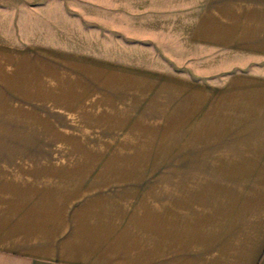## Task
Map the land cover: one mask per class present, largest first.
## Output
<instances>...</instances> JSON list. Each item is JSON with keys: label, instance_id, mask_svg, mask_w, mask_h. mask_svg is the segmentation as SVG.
<instances>
[{"label": "crops", "instance_id": "crops-1", "mask_svg": "<svg viewBox=\"0 0 264 264\" xmlns=\"http://www.w3.org/2000/svg\"><path fill=\"white\" fill-rule=\"evenodd\" d=\"M189 39L255 71L0 40V264H264V0H205Z\"/></svg>", "mask_w": 264, "mask_h": 264}, {"label": "rangeland", "instance_id": "rangeland-1", "mask_svg": "<svg viewBox=\"0 0 264 264\" xmlns=\"http://www.w3.org/2000/svg\"><path fill=\"white\" fill-rule=\"evenodd\" d=\"M204 2L0 0V40L174 71L214 85L223 84L233 72H254L249 56L244 58L237 52L203 48L190 42L191 25ZM7 145L0 143L2 148ZM48 147L62 149V144ZM157 177L161 175L144 176L142 181L154 182Z\"/></svg>", "mask_w": 264, "mask_h": 264}]
</instances>
